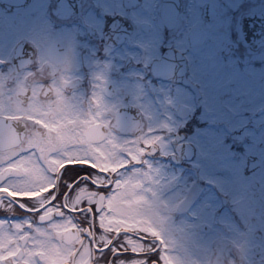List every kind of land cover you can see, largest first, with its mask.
Segmentation results:
<instances>
[{"label": "flooded vegetation", "instance_id": "af4514ba", "mask_svg": "<svg viewBox=\"0 0 264 264\" xmlns=\"http://www.w3.org/2000/svg\"><path fill=\"white\" fill-rule=\"evenodd\" d=\"M8 1L0 264H264V39L241 25L264 0ZM209 16L246 125L227 182L186 163L175 101L121 44Z\"/></svg>", "mask_w": 264, "mask_h": 264}, {"label": "snow or ice", "instance_id": "6c2138e0", "mask_svg": "<svg viewBox=\"0 0 264 264\" xmlns=\"http://www.w3.org/2000/svg\"><path fill=\"white\" fill-rule=\"evenodd\" d=\"M121 44L143 57L144 71L157 86L154 90L175 101L184 118L186 163L230 181L246 125L240 91L225 62L213 18L206 17L204 30L195 33L187 32L183 24L163 26L153 19Z\"/></svg>", "mask_w": 264, "mask_h": 264}, {"label": "water", "instance_id": "95a60500", "mask_svg": "<svg viewBox=\"0 0 264 264\" xmlns=\"http://www.w3.org/2000/svg\"><path fill=\"white\" fill-rule=\"evenodd\" d=\"M11 2L8 0H2V3ZM23 2H21L20 5H22ZM250 33H248L247 37L248 39H251L253 37L263 38L264 39V12L259 13L253 17L249 23Z\"/></svg>", "mask_w": 264, "mask_h": 264}, {"label": "rangeland", "instance_id": "374dc122", "mask_svg": "<svg viewBox=\"0 0 264 264\" xmlns=\"http://www.w3.org/2000/svg\"><path fill=\"white\" fill-rule=\"evenodd\" d=\"M235 71L231 70V74L234 73Z\"/></svg>", "mask_w": 264, "mask_h": 264}]
</instances>
